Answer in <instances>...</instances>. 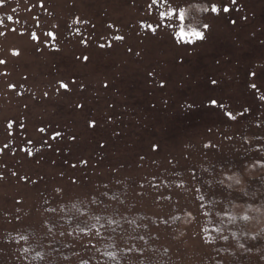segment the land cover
Segmentation results:
<instances>
[{"label":"rangeland","instance_id":"374dc122","mask_svg":"<svg viewBox=\"0 0 264 264\" xmlns=\"http://www.w3.org/2000/svg\"><path fill=\"white\" fill-rule=\"evenodd\" d=\"M203 2L206 0H176L180 6ZM39 3L40 0H6V6L0 8L3 18L0 31L8 33L0 36V59L9 62L7 69L0 71L10 73L8 77H0V145L8 143L15 152L0 156V165H8L0 168L6 177L0 181V248L15 255L17 246L14 241L7 244L8 233L13 237L18 232L31 234L28 244L21 242V246L30 248L29 260L24 264L39 263V252L45 264H56L61 258L51 252L48 247L51 241L45 238L37 222L44 200L52 199V189L67 188L70 190L67 208L73 204L82 208V204L88 203L90 188L107 184L125 202L126 215L136 222L144 218L151 220L152 235H158V242L165 243L171 257L179 259L174 262L200 264L205 252L211 250L203 245L200 230L201 227L212 229V223L203 217L189 221L187 212L197 215L190 190L162 187L161 192L171 195L172 200L160 201L149 181L153 176L157 177V183L169 179L170 185L183 180L190 189L187 162L192 169L207 164L214 155V149H204L203 145L211 141L222 150L225 145L237 144L241 136L239 129L248 127L250 121L254 125L255 114L264 112L261 108L264 101L258 99L264 95V0H238V5H243L241 11L233 6L231 13L219 17L195 14L193 23L211 25L206 39L195 45L174 44L165 33L137 35L138 28L132 26L138 24L143 14L127 0H44L47 12L39 8ZM244 15H248L247 21L242 19ZM8 16L19 22L7 20ZM77 16L80 24L74 22ZM34 17H39V21ZM233 19L235 25L230 23ZM108 24L114 28L109 29ZM11 28L17 31L11 32ZM49 31L56 33L55 40L44 35ZM20 32L26 34L21 36ZM29 33H35L40 43ZM81 35L89 41L88 48L80 43ZM115 35H124L126 42L113 41L111 49L97 47V42H103L100 37L106 41ZM128 46L139 51L140 56L128 53ZM13 48L21 51V57L11 55ZM83 55L90 57L89 63L76 61V56ZM149 71L154 72L155 79L147 75ZM253 71L260 85L257 93L248 87L253 82L249 75ZM72 78L77 85L85 86L83 90L70 84L73 88L70 93L55 91L60 80L70 83ZM160 79L166 81L165 87L155 82ZM213 79L217 80L216 85L211 83ZM105 80L110 85L108 89L103 87ZM9 83L16 85L15 91L8 88ZM44 92H48L47 97ZM210 99L222 101L226 110L234 114L244 107L250 108L252 114L238 117L239 123L229 122L221 109L210 106ZM78 103L85 108H77ZM10 119L16 123L6 131ZM89 119L97 121L95 129L87 126ZM41 127L47 128L46 134L38 131ZM208 128L213 129L211 134ZM53 131L65 133L63 140L52 141ZM247 131L250 138L253 133ZM73 134L77 136L75 142L68 139ZM224 134L232 135L233 141H224ZM28 139L33 141L31 145L25 143ZM43 140L53 148L42 146ZM153 143L160 146L157 152L151 150ZM23 147L35 155L26 156L19 150ZM79 158L88 159V166L72 169L70 165ZM9 169L39 182L25 184L11 177ZM70 177L77 181L76 185L71 184ZM247 178L241 177V183L233 187H244ZM141 183L144 188L140 187ZM16 200L22 203L16 204ZM167 214L182 219H175L166 227L160 221ZM16 215L21 216L23 224L14 219ZM221 226L225 231V223ZM128 231L132 232V228ZM116 238L121 240L119 235ZM105 240L91 242L103 248ZM83 242L88 243L89 238L83 237ZM119 244L115 253L125 248ZM234 244L229 241V246ZM103 257L98 254V259ZM73 258L71 264H76L77 258ZM119 258L129 263L126 256ZM6 264H12L10 257Z\"/></svg>","mask_w":264,"mask_h":264},{"label":"snow or ice","instance_id":"6c2138e0","mask_svg":"<svg viewBox=\"0 0 264 264\" xmlns=\"http://www.w3.org/2000/svg\"><path fill=\"white\" fill-rule=\"evenodd\" d=\"M128 4L132 7H139L143 16L138 20V24L133 25L134 29L138 28L137 35L140 32H143L145 36L151 34L152 36H157L159 33H165L171 38L174 44L181 45H195L198 41H203L206 39V33L209 31L211 25L207 22L193 23L194 15L199 13L210 14L214 17H219L221 14H229L233 11V6H236V11H241L243 5H238V0H206L203 3H192L187 6H180L176 3V0H142L138 3V0H127ZM6 6V0H0V8ZM39 8H45L44 0H40ZM13 11H16L13 9ZM28 11L31 12L32 8H28ZM254 15V14H253ZM35 20L39 21V17H34ZM242 19L247 21L248 15L242 16ZM7 20L18 23L19 21H14L13 16H8ZM76 24L81 23L79 16L75 18L74 21ZM84 23H90L89 21H84ZM230 23L235 25L236 20H230ZM3 25V18H0V26ZM39 27V23H37ZM109 29L114 28L113 24H108ZM92 28L95 29V25H92ZM11 32H16V28H11ZM119 31V29H117ZM7 32L0 31V36H7ZM21 36L25 35V32L19 33ZM32 39L39 44V37L35 33H29ZM50 39H56V33L49 31L44 33ZM103 42H97V47L100 50L111 49L113 48V41L118 44H124L125 36L124 35H115L111 39L104 41L103 37L99 38ZM80 43L83 44L85 48L89 47V41L87 38L81 35ZM54 51H59V48H54ZM36 51H40L39 48ZM126 51L132 53L135 56L139 57L140 52L134 51L132 46H128ZM11 55L13 57H21V51L18 48H13ZM76 61L89 63L90 57L88 55L76 56ZM179 61L182 63L183 58L181 57ZM8 60L0 59V69H7ZM10 73L8 71H0V77H8ZM149 77L155 79V74L152 71L147 73ZM249 75L253 78L248 87L252 89L255 93L259 92L260 85L255 81L256 72H250ZM27 79V77H25ZM160 87L166 86V81L163 79L155 81ZM213 85H216L218 82L216 79L211 81ZM72 86L79 87L81 90L85 87L83 84L77 85L76 79L72 78L70 83H66L63 80L59 81L58 87L55 89L57 93L63 90L65 93H70L73 88ZM109 83L107 80L103 82V87L105 89L109 88ZM10 90L15 91L16 85L13 83L8 84ZM22 95V94H21ZM45 97L48 96V92H44ZM260 101H264V95L258 97ZM209 104L213 108H219L222 110L224 117H226L229 122L239 123L238 117H246L252 114V110L248 107H244L243 111L234 112L232 110H226V106L222 101L217 99H210ZM77 108L84 109V104H77ZM110 107H114L111 106ZM261 108H264V105H261ZM111 119V117H109ZM254 128L255 131L251 139L249 138L248 131L239 129L241 131L240 142L245 146L243 149V155L238 160H229L227 163H224L222 166L217 168V165H212L210 168H204L203 172L210 177L205 179V175H198L195 168L190 171L189 177L191 181V188L188 189L184 184L183 180L174 185H170L169 179H162L157 183V177L153 176L152 180L149 181L150 187L155 190L156 199L160 201H171V195H164L161 192V188L168 189L171 186L175 188L190 190L193 193V198L196 201L195 211L197 215H193L192 212H187V217L190 222L197 221L198 217L211 218L214 220L228 221L229 224L235 223L237 217L231 215V209L236 207L235 199L232 197H226L225 192H230L233 188V185H239L241 183V177L247 176L249 179L253 180L254 183L264 186V112L255 114L254 116ZM16 121L10 119L7 121L6 131L13 128ZM87 126L90 129H95L97 121L95 119H89L87 121ZM253 128V123L250 121L248 124V129ZM38 131L42 134L47 133V128L41 127L38 128ZM207 132L211 134L213 132L212 128H208ZM118 135V133H116ZM9 135L11 133L9 132ZM65 133L61 131H53L50 136L52 141L63 140ZM68 139L72 142L77 140L76 135L68 136ZM224 141L232 142V135L224 134L222 136ZM26 144L31 145L32 140L28 139L25 141ZM42 146L52 149L53 145L49 144L47 140L42 141ZM101 148L104 147L103 144L100 145ZM159 144L153 143L151 145V150L157 152L159 150ZM232 147H235V144H232ZM204 149H214L219 152L220 146L212 144L211 141L203 145ZM23 151L26 156L33 157L35 154L27 147L19 149ZM239 152V150H237ZM11 152L15 155V152L10 147L8 143H3L0 145V156L5 155L6 153ZM141 160L144 159L143 156L139 157ZM103 159V158H101ZM53 164L56 163L55 160L52 161ZM65 164L68 163V160L65 159ZM88 159L79 158L77 163H72L70 167L72 169H77L78 165L86 168L88 166ZM0 168H8L7 164L0 165ZM227 169V171H226ZM11 177L17 178V180L24 181L25 184L31 182L32 184H37L39 181L32 180L31 176L19 175L17 172L9 169ZM259 172L260 175L253 179V173ZM231 173V174H229ZM61 176L64 175L63 172L60 173ZM5 174L3 171H0V181L5 180ZM72 185H76L77 181L75 179L69 178ZM227 182V183H226ZM141 188H144V184H140ZM112 193L109 195V193ZM141 196L144 193H140ZM70 196V190L67 188L56 187L52 189V199L44 200L42 205V211L38 218V223L41 228L44 230V236L46 239H49L51 242L48 247L51 248L53 254H59L60 260L57 261V264H61L62 261H68L69 256L63 255L61 252V242L65 241L62 244L63 248L72 249L71 256L77 258L78 264H103L102 259H97V256L91 252V249H95L96 253H99L101 257L107 255L113 260H116L117 257L114 253H100V249L96 248V245L91 243L92 239L104 240L109 237L119 235L121 239L125 238L131 241L127 244L125 248L121 251L124 255L131 260L133 254H135L136 264H153L154 257L159 253V249L154 247V243L159 240V236L152 235V229L150 228L151 220L149 218H144L140 222H136L134 219L130 218L129 215H126L125 212L127 209L124 207L125 202L120 200L119 194L113 189L109 188L107 184H104L102 187L97 185L94 188H90L88 191V203L86 206L82 204V208H77L74 204L72 208H67L68 201L66 198ZM16 204H21L22 201L16 200ZM55 204V206H51ZM118 205L113 207V205ZM251 209V205H247ZM121 208H124V211H121ZM19 212V208L16 209ZM39 211V210H38ZM176 220L182 219L180 216L174 217ZM15 220L19 221L21 224L24 223L21 216L16 215ZM240 220L248 222L251 220V217L247 214L239 217ZM147 221V222H145ZM166 227L169 226V219H162L160 221ZM215 225L212 229L201 227L200 236L203 242V245L209 246L211 251L208 253V260L210 264H225V257L222 255L227 251V245L230 240L235 239L237 234L235 231H230L225 233L224 228L214 223ZM75 225V227H73ZM132 228V232H129L128 229ZM71 229V230H69ZM15 230V228H14ZM213 233L216 235L213 236ZM31 234L17 233L15 237L11 233H8L7 244L12 245L13 241L17 246L15 248V255H12L11 252L5 253L3 249L0 248V261H3L6 264V260L10 257L12 264H24L25 261L29 260L28 253L30 248L27 246H21V242L28 244L30 241ZM259 233H245L247 240L258 242ZM83 237H88L89 242L84 243ZM218 241H222L225 246L217 247ZM139 243V246H138ZM79 246L77 250L76 246ZM238 247L242 249L243 253H250L253 251L252 247L247 246L244 243H239ZM168 249H163V254H167ZM40 255V253H37ZM235 256V253H231ZM43 260L44 257L41 256ZM264 260V256L261 257Z\"/></svg>","mask_w":264,"mask_h":264},{"label":"trees","instance_id":"16d2710c","mask_svg":"<svg viewBox=\"0 0 264 264\" xmlns=\"http://www.w3.org/2000/svg\"><path fill=\"white\" fill-rule=\"evenodd\" d=\"M243 130L247 131L249 129L247 126L244 125ZM254 131H255V128L253 125L251 132L253 133ZM244 147L245 146L240 142V137H239L237 144H235V147H232V144H228V145H225V147H223L222 150H219V152L217 151L214 152L213 150L214 155H212V157L207 162V164H202L201 166H198V167L193 166L192 169L195 168L198 175H205V179H209L210 177H208L203 172L204 168H210L212 165H217V168H219L224 163H227L229 160L240 159V157L243 155ZM237 150H239V152ZM188 163L189 162H187L185 167L187 170L191 171L192 170L191 165ZM252 175L254 179L258 177L260 173L257 172V173H253ZM224 195L226 197H232L236 200L235 201L236 207L231 209V215L236 216L237 221L232 224H229L228 221H221V220H214L213 222L211 218H207V221L212 223V228H213L214 223L219 224V225H221L222 223H225L226 234L229 233L230 231H235L237 234L235 239H232L230 237V240H229V241L232 240V242L234 241L235 243L234 246L232 247L229 246V242H228V245L226 246L227 251L222 253V255L225 257V264H264V260L261 259V257L264 256V186H261L260 184H256L254 183L253 180L247 178V185H245L244 187L240 189L233 187L230 192H225ZM248 204L251 205V209L247 207ZM245 214L251 217L250 221L245 222L239 219L240 216L245 215ZM161 219H169V222L175 220L173 216L169 217L168 214H167V217H163ZM245 233H249V234L259 233L260 235H258V242L247 240ZM116 237L117 235L106 239L105 246L103 248L102 246L100 247L96 246V247H99L98 249H100L102 253L106 254L109 252L111 253L114 251L116 252L119 249V248H116L117 244L119 243H120L119 245H121L122 247H125L127 244L131 243V241H129L127 237L121 239L120 241ZM64 242L63 241L61 242V252L63 253V255L69 256L70 259L68 261L61 262V264H68V263L71 264L75 260L71 256L72 249L63 248L62 244ZM91 243L94 244L95 242H91ZM239 243H244L247 246L252 247L253 251L250 253H243L242 252L243 250L238 247ZM114 246H115V249L111 250L112 247L114 248ZM153 246L159 249V253H157L156 256L154 257L153 264H179L178 262H174L178 258L171 257L169 253V248H167L168 249L167 254L166 255L163 254V249L166 248L164 242L160 243L156 241ZM216 246L220 247V246H225V245L222 241H218ZM76 247L77 249H79L78 245ZM93 250H94L93 254H95L98 259L99 253H96L95 249ZM210 251L205 252L203 259L200 260V264H210V261L208 260V253ZM115 252L114 254L117 257L116 260H113L111 257L104 255V257L102 258V261L105 262V264H125L126 260H122L119 258L120 256H125L124 253L123 252L115 253ZM231 253H235V256L231 255ZM37 262H39L37 264H45L43 260L41 259L40 255H37ZM49 264H52V263H49ZM76 264H78V262ZM128 264H136L135 254H133V258L129 260Z\"/></svg>","mask_w":264,"mask_h":264}]
</instances>
